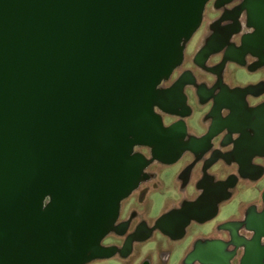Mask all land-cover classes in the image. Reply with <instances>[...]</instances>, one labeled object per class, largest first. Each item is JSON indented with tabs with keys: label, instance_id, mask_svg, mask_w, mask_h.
<instances>
[{
	"label": "water",
	"instance_id": "water-1",
	"mask_svg": "<svg viewBox=\"0 0 264 264\" xmlns=\"http://www.w3.org/2000/svg\"><path fill=\"white\" fill-rule=\"evenodd\" d=\"M210 2L222 12L217 24L229 23L195 56L221 89L203 94L210 122L195 137L183 92L197 86L195 77L185 72L170 89L162 86L182 66ZM233 2L0 0V264L127 258L135 236L123 249L103 245L127 234L122 203L152 164L173 165L186 152L201 164L200 194L138 240L154 231L183 239L191 223L217 217L239 177H259L252 159L264 156V101L254 102L263 83L231 89L221 75L229 64L247 75L264 66V0L229 9ZM249 58L257 62L248 65ZM231 160L238 176L217 180ZM260 199V211L253 205L243 220L220 226L228 241H195L183 264H264V190Z\"/></svg>",
	"mask_w": 264,
	"mask_h": 264
},
{
	"label": "rangeland",
	"instance_id": "rangeland-1",
	"mask_svg": "<svg viewBox=\"0 0 264 264\" xmlns=\"http://www.w3.org/2000/svg\"><path fill=\"white\" fill-rule=\"evenodd\" d=\"M214 10L212 4L207 5L202 26L186 46L185 59H192L195 56L209 23L214 19ZM228 70L233 75L235 82L244 83L245 81L246 83L256 79L249 78L246 71L237 66H231ZM262 74L264 76V73ZM198 77L200 78L199 75ZM191 118L190 126L194 133L198 135L199 131L197 129H199L201 117L195 113ZM142 152L146 153L145 151ZM187 160L185 157L179 163L171 166L152 164L149 167V172L153 174L154 180L149 185V191L145 199L140 202L138 197L130 196L125 203V211L130 207H135L148 222L159 218L166 212L165 208L171 201L181 198L173 178L174 174ZM260 162L264 166V160ZM142 188L143 186L140 189ZM236 189H239V193L228 203L220 206L219 213L214 220L204 224H191L182 240L171 241L165 236L155 234L143 244L137 245L128 260L111 258L96 260L89 264H142L143 261H147L149 264H183L185 256L197 239L221 238L222 234L218 233L216 229L219 224L230 220H238L248 207L260 200L261 193L264 190V174L254 185L249 184V179H247L243 184H239ZM164 257L167 259L164 260Z\"/></svg>",
	"mask_w": 264,
	"mask_h": 264
},
{
	"label": "flooded vegetation",
	"instance_id": "flooded-vegetation-1",
	"mask_svg": "<svg viewBox=\"0 0 264 264\" xmlns=\"http://www.w3.org/2000/svg\"><path fill=\"white\" fill-rule=\"evenodd\" d=\"M241 1L242 0H234L233 4H231L228 8L231 9V8L237 6L239 3H241ZM209 4H212V6H213V2H210ZM221 15H222V12H218V11L214 10V19H213L212 23L209 24V28H210V31H211L210 32V35L206 38L205 43L202 45V47L199 50H201L203 47L207 46V44L211 40L216 39V37H217L216 35L219 32H221V30L224 29V27L229 23V22H222V23L217 24L218 19L220 18ZM199 50L196 52L195 56L197 55V53L199 52ZM195 56L192 59H185L184 58V62L182 64V66L179 67L178 69H176L174 71V73L171 76V78L167 82H165L163 84L162 88L165 89V90L170 89L171 86L178 79V77H180L185 72H190L195 77L197 86H185L183 92L185 93V95L187 97V104H188V106L192 110L191 116H193L195 113H197L201 117L200 126H199V129L200 130L197 129L199 131L198 135L190 134L188 132V130H187V132H188L189 135H192V136H195V137H200L203 134V132L205 131L204 129L203 130L201 129L202 128L201 126H206L210 122V120L207 119L208 118L207 117V114H208V111L210 109L211 104H210L209 101H207V98H205V96L203 97V94L204 93H209L207 90H211L212 88L216 87L217 77L215 75H209V73H207L205 69H202L201 66L196 65V63H194ZM220 57L221 56H219L218 58H212V59H210V61L206 64V66H212V65L218 63V61L220 60ZM256 62H257V60H255L254 58H249L248 59V65H251L252 63H256ZM231 66H233V65H230V64L227 65L226 69L223 71V73L221 75V78L223 79V82L224 83H225V81H224L225 72ZM262 73H264V66L259 67L254 73H248V74H250V75H248V77L249 78H256L255 79L256 81L255 80L249 81V82L246 83V85H243L242 87L247 86V85H257L259 83H263V88H264V76H263ZM198 75L200 76V78L198 77ZM220 91H221V89H219V87H216L215 90H214V93H219ZM198 93L200 94V96H199ZM253 93H259V91H255ZM263 93H264V90H263ZM202 100H203V102H202ZM196 101H197L198 104L196 103ZM258 101H264V96L261 97L259 100H257L254 103H257ZM191 116H190V118H191ZM175 119L176 118H173L172 117V119H170V118L169 119H166V122L169 124L170 122L174 121ZM249 135H250V137H253V131L252 130H249ZM142 151H144V150H142ZM256 155L253 157L252 163L255 162V161H262V160H264V157H258ZM260 156H262V154H260ZM184 157H190L191 158V163L189 165H187L185 167V169L180 173L179 178L181 177L182 173L188 167L191 166V171H190V175H189V176H191V174L196 169V167L198 165L201 166V164L193 165L196 159H195V156L192 155L191 153L186 152L179 161H181ZM154 164H160V163H154ZM254 166H255L256 172L257 171H261V176H263V171H264L263 168L261 166H257V165H254ZM200 170H201V167H200ZM148 174H149L148 180L145 181V182H143V183H141V185L139 186V188L131 195V196L138 197L139 200H140V202H142L145 199V197H146V195H147V193L149 191V185L154 180V176H153V174L151 172H149V169H148ZM230 175L238 176L237 166L235 168L234 173H231ZM253 175L254 174H252L251 176H247V178H245V179H240V177H239L238 182L236 184V187L239 185V183H242V182L247 181V179H249V180L250 179H253ZM141 186H143L142 189H140ZM184 186H185V184L182 181V187H184ZM235 188L233 190H235ZM138 190H141V191L138 193L137 192ZM126 201H127V199L122 203V206H121V214H120L119 222L120 223H122V222H127L128 223V227L129 228H128L127 234L124 237H118L115 234H111V235H109L103 241V245H105V246H116V247H118L120 249H123L127 238L130 235L131 236L132 235L135 236L136 241L133 244V250H132L131 254L127 258H122L120 254H117L114 257V258H118V259H122V260H128L131 257V255H132V253L134 251V248L137 245L143 244L145 241L149 240L155 234L162 235L159 231H154V232H152V234H151V236H150L149 239H147V240H138L141 237H143V235H144V233H145L146 230H149L151 227H153L155 221L158 218L156 220H154V221L148 222L144 218V215L141 212L137 211V209L135 207H130V208H128L127 211H125V203H126ZM251 206H253V205H251ZM254 206L256 207V210L257 211H260L261 208H262V204H260L259 206L256 205V204H254ZM175 209H177V208H175ZM247 209L245 210V212L243 213V215L240 216V218L238 220H230V221H240V220H243ZM171 210H174V209H171ZM171 210H168V211H171ZM168 211H166V212H168ZM166 212H164V213H166ZM227 222H229V221H227ZM193 223H191V224H193ZM224 223H226V222H224ZM195 224H198V223H195ZM222 224L223 223L219 224L217 226V228H216L217 231H218V233H221L222 234V237L221 238L217 237V238H205V239H221L223 241H228L229 240V233L227 231H224V230H221L220 229V226ZM186 234H187V230H186ZM186 234H185V236H186ZM240 234L243 235L244 237L248 238V239L251 237V233L248 232V231H246V230H244V229H242L240 231ZM162 236H164V235H162ZM165 237L168 238L171 241H174V240H172L171 238H169L167 236H165ZM197 240H199V239H197ZM178 241H180V240H178ZM191 249H192V247H191ZM164 258H165L164 260L167 259L166 257H164ZM142 264H149V263L147 261H143Z\"/></svg>",
	"mask_w": 264,
	"mask_h": 264
},
{
	"label": "crops",
	"instance_id": "crops-1",
	"mask_svg": "<svg viewBox=\"0 0 264 264\" xmlns=\"http://www.w3.org/2000/svg\"><path fill=\"white\" fill-rule=\"evenodd\" d=\"M213 21V20H212ZM212 21L209 23L211 24ZM208 29L206 30V32L204 33V36L203 38L201 39V43L200 45L198 46V49L196 50V52L202 47V45L205 43V40L206 38L210 35V28H209V25L207 27ZM251 31V30H250ZM224 81H225V84L233 89L235 87H242L243 85H246L245 81L244 83H240V82H235L234 80V77L233 75L231 74V72H229V70H227L225 72V76H224ZM256 81V80H255ZM189 119V120H188ZM192 119V118H191ZM186 122V125H187V130L190 134H195L194 131L192 130L191 126H190V117L187 118L185 120ZM165 124L167 125L168 123L165 122ZM197 135V134H195ZM256 156L258 157H261L260 154H257ZM264 157V156H263ZM185 158V157H184ZM188 160L187 162H185L179 169L178 171L176 172V174H174V184L176 183L178 189H179V194L181 196V198L179 200H176V201H171L170 204L165 208L166 211L168 210H171V209H175V208H178L180 207V205L186 201H192V200H195L197 198V196L200 194V190L197 189L196 185L197 183H199V181L202 179L203 177V174H202V171L200 170V165H198L196 167V169L193 171V173L191 174V176H189L188 180H187V183L185 184V188L182 187V180L179 178V173L181 171H183L185 169V167L187 165H189L191 163V158L190 157H186ZM179 163V162H178ZM254 165H257V166H261L264 170V166L262 164V162L260 161H255L253 162ZM237 164L234 160H231L230 162V167H226L222 173L217 177V180L219 181H222V180H225L231 173H234L235 171V168H236ZM263 174H264V171H263ZM262 178L261 174H259V177L257 179H250L249 180V184H255L258 180H260ZM244 182L242 183H239V184H243ZM239 193V189H236L231 191V197L223 202L222 204H226L228 203L236 194ZM221 204V205H222ZM254 204L256 205H260L261 204V199L259 201H256ZM220 205V206H221Z\"/></svg>",
	"mask_w": 264,
	"mask_h": 264
}]
</instances>
